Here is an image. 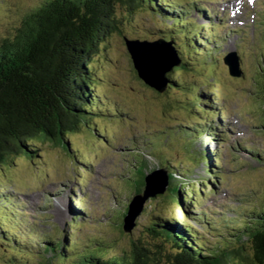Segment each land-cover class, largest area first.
Listing matches in <instances>:
<instances>
[{"label":"rangeland","instance_id":"374dc122","mask_svg":"<svg viewBox=\"0 0 264 264\" xmlns=\"http://www.w3.org/2000/svg\"><path fill=\"white\" fill-rule=\"evenodd\" d=\"M41 1L0 0V39L8 38L24 14ZM124 1L130 6H118V14H121L125 25L123 35L111 36L93 61V71L99 75L96 94L101 97L100 111L95 113L98 122L83 127L81 132L72 136L70 153L47 145L40 149L38 156L19 158L9 169L0 171V224L2 222L3 226L12 228L11 233H6L0 226V264H7L9 257L14 258L13 254L19 250L23 257L15 259L27 264H47L46 259L54 258L53 252H46L39 245L35 235H49L55 242L62 240L77 212L76 197L85 199L89 220L94 222L95 216L98 220L97 228H92V223L88 222L80 232L73 231L75 239L98 238L92 242L102 241L114 256L130 251L133 239L136 242L140 240L156 253L158 241L146 238L148 220L161 210L167 219H177L178 214L183 216V211L163 200L157 203V208H147L148 202L138 217L137 227L128 234L121 231L122 218H119L117 210L123 213L131 194H135L145 182L144 177L162 169V165L171 169L176 167L179 173L185 172L187 176L177 175V179L182 181L200 183L201 179H209L210 175L205 173L207 162L196 161L192 157L198 158L206 150L212 152L219 141H216L217 137H207L206 133L200 139L195 138L193 131L189 130V126L198 123L201 117L208 118L213 126L218 124L223 128L221 130L225 131L228 140L223 146L219 145L224 179L213 181L212 187L207 185L204 188L209 200L196 213L206 209L223 211L228 219L242 215L250 221L253 217L249 212L251 209L264 208V161L252 159L237 146L246 141L254 150L264 154V95L256 86L262 75L260 69L264 67V15L261 16L264 0H230L229 7L225 9L223 4L226 0H179L184 7L188 2H194L197 8L200 4L210 7L211 21L218 27L217 35L223 39V44L219 43L217 48L219 56L213 55L216 50L210 51L208 59L197 58L193 53L194 33L185 31V25L180 29V36L176 35L179 27L168 28L175 24L171 19L153 15L144 8L132 12L136 1ZM236 2L238 8L235 9ZM189 12L190 19L197 26L207 27L210 23L203 21L206 16L199 15L195 8ZM187 24L191 25V22ZM224 25L225 28L222 27ZM202 33L205 37V31ZM186 34L190 39L185 38ZM168 38L173 39L179 56L193 65L190 64L186 73L183 72L184 84L169 93H158L138 77L126 42ZM232 51L244 53L241 64L243 78L230 76L228 66L223 63V57ZM175 76L181 77V74ZM217 81L222 84V89L217 92L223 99L218 101L215 110L227 109V116L222 119L219 115L197 112L192 103L202 92L210 96L204 98L206 101L211 100L212 95L207 89ZM183 107L188 108L190 114L180 110ZM166 160L171 164H164ZM93 162L94 165L91 164ZM81 179L86 181L80 182ZM5 195L12 196L13 201L3 204L1 199ZM13 214L18 215L19 221H26L16 224L5 219L9 215L10 218L15 217ZM190 224L207 243L204 250L217 246V233L210 235L204 232L202 224L195 220ZM226 226L239 228L233 224ZM13 236H21L19 240L22 243L35 239L37 254L33 256L22 243L12 241L15 246L12 245ZM244 245L249 253L250 243L244 242ZM168 249L169 244L166 243L163 250ZM41 253L44 256H39Z\"/></svg>","mask_w":264,"mask_h":264},{"label":"trees","instance_id":"16d2710c","mask_svg":"<svg viewBox=\"0 0 264 264\" xmlns=\"http://www.w3.org/2000/svg\"><path fill=\"white\" fill-rule=\"evenodd\" d=\"M135 1L132 12L144 8L153 15L156 12L166 14L164 6L157 5V0ZM162 2L177 8V4L170 0ZM119 5L130 6L124 0H42L24 14L8 38L0 39V171L3 168L9 169L19 158L31 159L38 156L40 149L47 145L60 147L70 153L72 136L81 132L83 127L98 122L99 118L95 113L100 111L101 97L96 94L99 75L93 71V61L99 54L100 47L105 46L111 36L123 35L125 25L121 14H118ZM192 44L197 58L206 56L201 51L202 45L196 41ZM204 44L205 51L208 52L209 43L206 41ZM179 59L180 66L167 74L168 83L164 93L184 84L183 72L186 73L188 66L193 65L191 62L187 63L182 56ZM260 70L262 75L256 86L264 95V67ZM178 74L181 77L175 76ZM209 90L212 91L211 88ZM205 97L204 94H199L192 100L194 110L199 113L206 110V103H203ZM180 110L190 114L186 107ZM192 130L197 137L207 132L201 127H194ZM192 158L196 161L207 159L203 154ZM167 163L166 160L164 164ZM213 167V161L210 160L206 166L209 175L214 174ZM161 168L167 171L170 185L165 193L150 197L146 202L150 203L147 208L155 209L157 203L163 200L185 211L190 196L194 197L195 202L199 197L198 192L202 193L207 185H212L210 180L204 179L197 185L182 181L177 179V175L187 176L185 172L179 173L176 167L171 169L162 165ZM144 183L135 194H131L130 200L144 193ZM2 200L8 203L9 199ZM117 212L119 218H122L121 231L127 233L124 231L127 208L123 213L121 210ZM188 216L195 215L185 211V217ZM252 216L237 231H226V235L222 230L217 246L209 250H204L207 243L179 214L177 219H167L162 210L156 217L148 220L145 226L146 238L156 239L158 242L161 240L156 245V253L145 247L140 240L136 242L134 239L130 251L116 256L110 255L102 241L95 244L89 239L76 244L69 232L55 243L49 236L40 239L44 245L50 246L51 250L46 252L54 253V258L46 259L47 264H264V208L254 210ZM5 219L7 220V216ZM205 223L210 228L218 227L213 220L211 222L205 219ZM0 226L6 230L4 232L11 233V227L3 226L2 222ZM156 240L153 241L157 244ZM12 241L21 244L16 236L11 238L14 245ZM164 242L169 244L167 251L163 250ZM244 242L250 243L249 253L245 251ZM21 245L26 246L25 249L33 256L37 254L34 240L32 244L27 241L25 245ZM13 256L14 258L9 257L7 264H27L15 259L23 257L20 250ZM39 256L44 255L41 253ZM52 260L56 262L53 263Z\"/></svg>","mask_w":264,"mask_h":264},{"label":"water","instance_id":"95a60500","mask_svg":"<svg viewBox=\"0 0 264 264\" xmlns=\"http://www.w3.org/2000/svg\"><path fill=\"white\" fill-rule=\"evenodd\" d=\"M126 45L138 77L158 93H164L168 83L167 74L175 67L180 66L179 55L172 43L164 40L153 42L131 40L127 41ZM225 61L229 65L231 75L240 76L239 57L232 53L225 58ZM145 182L144 193L134 196L129 203L124 218V231L127 233L132 232L147 200L158 193L166 192L168 187L167 171L165 169L155 170L146 176ZM159 242L161 243V240ZM163 246L166 247V242Z\"/></svg>","mask_w":264,"mask_h":264}]
</instances>
